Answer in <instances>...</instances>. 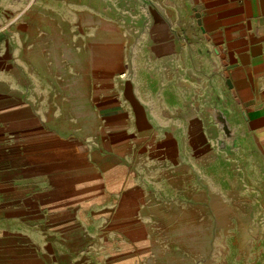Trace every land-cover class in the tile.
I'll list each match as a JSON object with an SVG mask.
<instances>
[{"label": "crops", "instance_id": "1", "mask_svg": "<svg viewBox=\"0 0 264 264\" xmlns=\"http://www.w3.org/2000/svg\"><path fill=\"white\" fill-rule=\"evenodd\" d=\"M28 1L0 0V264H170L212 159L264 156V0Z\"/></svg>", "mask_w": 264, "mask_h": 264}, {"label": "rangeland", "instance_id": "2", "mask_svg": "<svg viewBox=\"0 0 264 264\" xmlns=\"http://www.w3.org/2000/svg\"><path fill=\"white\" fill-rule=\"evenodd\" d=\"M139 3L140 0H131L134 7ZM116 14L120 18L127 15ZM139 14L151 19L157 16L150 11L136 12ZM131 15L136 17L135 13ZM99 24L100 30L106 28L103 22ZM115 30L117 33L126 30L133 38L138 37L134 26ZM77 126L66 125L67 128ZM94 126L93 123L81 125L84 133H94ZM101 132L100 123V147L104 146ZM211 164L210 170L203 173V180L196 179L194 202L179 207L180 211L194 214L195 234L164 232L157 236L159 256L170 264H264V156H236L227 151L220 158L212 159ZM176 222L168 223L172 227L192 226L191 220Z\"/></svg>", "mask_w": 264, "mask_h": 264}]
</instances>
